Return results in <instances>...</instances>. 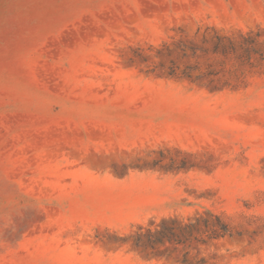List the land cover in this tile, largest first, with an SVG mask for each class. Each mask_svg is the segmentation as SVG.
<instances>
[{
	"label": "rangeland",
	"instance_id": "374dc122",
	"mask_svg": "<svg viewBox=\"0 0 264 264\" xmlns=\"http://www.w3.org/2000/svg\"><path fill=\"white\" fill-rule=\"evenodd\" d=\"M0 264H264V0H0Z\"/></svg>",
	"mask_w": 264,
	"mask_h": 264
},
{
	"label": "trees",
	"instance_id": "16d2710c",
	"mask_svg": "<svg viewBox=\"0 0 264 264\" xmlns=\"http://www.w3.org/2000/svg\"><path fill=\"white\" fill-rule=\"evenodd\" d=\"M256 36H259V33H257L256 34ZM258 41H257V39L256 38H250V37H246V36H243V40L241 41V46H243L244 47V49H245V52H246V56L248 57V58H250L249 57V55H250V52L252 51L254 54H260V52H259V50L258 49H256L255 47H254V44H256ZM220 43V42H219ZM216 226H218L217 228H219L220 230H222L224 233H229V234H232V231H231V229H230V227H229V225L228 224H225V223H219L218 225H216ZM213 233H214V224H213ZM159 234H161V235H163L164 233H163V230H160V232H159ZM212 237V236H211ZM139 239V238H138ZM149 242H151V236L149 237Z\"/></svg>",
	"mask_w": 264,
	"mask_h": 264
}]
</instances>
